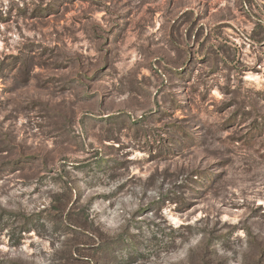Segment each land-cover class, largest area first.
<instances>
[{
    "label": "rangeland",
    "instance_id": "1",
    "mask_svg": "<svg viewBox=\"0 0 264 264\" xmlns=\"http://www.w3.org/2000/svg\"><path fill=\"white\" fill-rule=\"evenodd\" d=\"M0 264H264V0H0Z\"/></svg>",
    "mask_w": 264,
    "mask_h": 264
}]
</instances>
